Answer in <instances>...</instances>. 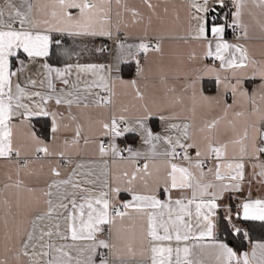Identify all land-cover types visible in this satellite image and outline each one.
I'll list each match as a JSON object with an SVG mask.
<instances>
[{"label": "snow or ice", "instance_id": "1", "mask_svg": "<svg viewBox=\"0 0 264 264\" xmlns=\"http://www.w3.org/2000/svg\"><path fill=\"white\" fill-rule=\"evenodd\" d=\"M257 185L264 0H0V264H264Z\"/></svg>", "mask_w": 264, "mask_h": 264}, {"label": "trees", "instance_id": "2", "mask_svg": "<svg viewBox=\"0 0 264 264\" xmlns=\"http://www.w3.org/2000/svg\"><path fill=\"white\" fill-rule=\"evenodd\" d=\"M129 66L124 68V74H130ZM246 228H250V234L254 239H259L264 237V226H261L259 222H247L245 223Z\"/></svg>", "mask_w": 264, "mask_h": 264}, {"label": "crops", "instance_id": "3", "mask_svg": "<svg viewBox=\"0 0 264 264\" xmlns=\"http://www.w3.org/2000/svg\"><path fill=\"white\" fill-rule=\"evenodd\" d=\"M229 38H231V34L229 33ZM126 67V66H125ZM129 71H131V73L130 74H124V77L126 78V79H129V78H131V76H132V73H133V69L131 68V67H129ZM37 127H39V125L37 126ZM256 188H260V186L259 185H257L256 186ZM260 192H264V188H260V191H257L255 188H254V190H253V195H259L260 194Z\"/></svg>", "mask_w": 264, "mask_h": 264}]
</instances>
